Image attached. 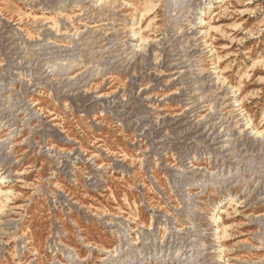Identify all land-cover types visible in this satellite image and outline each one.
<instances>
[{
    "label": "rangeland",
    "instance_id": "1",
    "mask_svg": "<svg viewBox=\"0 0 264 264\" xmlns=\"http://www.w3.org/2000/svg\"><path fill=\"white\" fill-rule=\"evenodd\" d=\"M0 179V264H264V0H0Z\"/></svg>",
    "mask_w": 264,
    "mask_h": 264
},
{
    "label": "bare ground",
    "instance_id": "2",
    "mask_svg": "<svg viewBox=\"0 0 264 264\" xmlns=\"http://www.w3.org/2000/svg\"><path fill=\"white\" fill-rule=\"evenodd\" d=\"M1 181H3V180H2V179H0V182H1ZM232 204H233V201H232V199H230V200H229V205H232ZM218 210H220V212H223V210H222V209H218Z\"/></svg>",
    "mask_w": 264,
    "mask_h": 264
}]
</instances>
